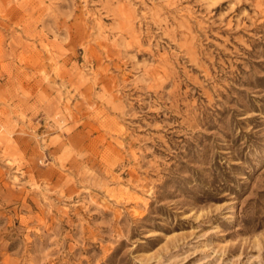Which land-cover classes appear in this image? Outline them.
Listing matches in <instances>:
<instances>
[{"label": "rangeland", "instance_id": "rangeland-1", "mask_svg": "<svg viewBox=\"0 0 264 264\" xmlns=\"http://www.w3.org/2000/svg\"><path fill=\"white\" fill-rule=\"evenodd\" d=\"M0 264H264V0H0Z\"/></svg>", "mask_w": 264, "mask_h": 264}]
</instances>
